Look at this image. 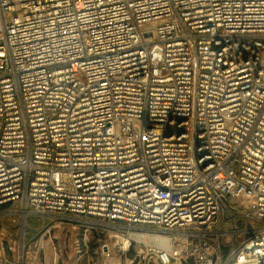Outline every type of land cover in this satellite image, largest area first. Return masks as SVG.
<instances>
[{
  "label": "built area",
  "instance_id": "1",
  "mask_svg": "<svg viewBox=\"0 0 264 264\" xmlns=\"http://www.w3.org/2000/svg\"><path fill=\"white\" fill-rule=\"evenodd\" d=\"M6 208L264 264V0H0Z\"/></svg>",
  "mask_w": 264,
  "mask_h": 264
},
{
  "label": "rangeland",
  "instance_id": "2",
  "mask_svg": "<svg viewBox=\"0 0 264 264\" xmlns=\"http://www.w3.org/2000/svg\"><path fill=\"white\" fill-rule=\"evenodd\" d=\"M6 211L0 213L6 231L0 264H161L147 254L141 240L121 248L111 234L85 232L75 220L34 215L24 219L13 209Z\"/></svg>",
  "mask_w": 264,
  "mask_h": 264
},
{
  "label": "bare ground",
  "instance_id": "3",
  "mask_svg": "<svg viewBox=\"0 0 264 264\" xmlns=\"http://www.w3.org/2000/svg\"><path fill=\"white\" fill-rule=\"evenodd\" d=\"M164 241V240H163ZM120 243V247L121 248H125L126 247V245H125V242H119ZM163 243H165V242H163Z\"/></svg>",
  "mask_w": 264,
  "mask_h": 264
},
{
  "label": "crops",
  "instance_id": "4",
  "mask_svg": "<svg viewBox=\"0 0 264 264\" xmlns=\"http://www.w3.org/2000/svg\"><path fill=\"white\" fill-rule=\"evenodd\" d=\"M0 253H2V251H0Z\"/></svg>",
  "mask_w": 264,
  "mask_h": 264
}]
</instances>
